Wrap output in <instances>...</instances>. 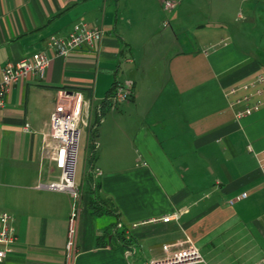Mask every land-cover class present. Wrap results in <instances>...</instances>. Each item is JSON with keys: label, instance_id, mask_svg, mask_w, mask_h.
Listing matches in <instances>:
<instances>
[{"label": "crops", "instance_id": "obj_1", "mask_svg": "<svg viewBox=\"0 0 264 264\" xmlns=\"http://www.w3.org/2000/svg\"><path fill=\"white\" fill-rule=\"evenodd\" d=\"M164 1L0 0V76L8 62L53 55L49 37L65 39L78 23L103 30L97 50L52 56L44 77L19 81L0 109V214L12 216L16 236L6 264H64L73 207V264H149L165 256L163 245L174 252L186 240L203 259L197 264H264L256 157L264 150V103L237 119L240 106L225 96L262 73L255 55L264 43V0H170L171 11ZM156 38L179 48L167 54L161 80L142 81L143 52ZM116 83L131 96L99 121L93 109ZM60 91L90 99L91 157V128L83 130L89 166L101 171L92 178L96 195L88 169L76 183L78 199L38 187L52 181L44 141ZM94 200L106 211L95 214Z\"/></svg>", "mask_w": 264, "mask_h": 264}, {"label": "built area", "instance_id": "obj_2", "mask_svg": "<svg viewBox=\"0 0 264 264\" xmlns=\"http://www.w3.org/2000/svg\"><path fill=\"white\" fill-rule=\"evenodd\" d=\"M175 4L170 0L163 2L165 11H171ZM103 36L100 27H91L86 24L78 23L67 38L61 39L51 36L47 46L53 55L45 52L34 53L23 58L18 62H8L1 69L0 76V109L5 106L7 94L11 88L19 81L28 76H36L42 79L48 68L52 56L66 57L72 51L86 48L90 51L97 50ZM131 96L130 89L124 84L116 83L113 91L107 98L109 111H114L117 106L127 101ZM226 97H234L230 106H240L236 112V118L240 119L258 111L263 102L264 96V75L258 73L251 80L232 86L225 92ZM102 119L100 107L93 109ZM90 99L84 97L81 92L57 93L54 108L50 114L49 131L44 142V149L48 150V160L58 171V177L47 184H40L38 187L52 191L67 192L74 199L79 198V192L75 184L77 154L81 138L82 128L95 129L96 124H90L92 115ZM82 128H81V127ZM24 131H28V125L24 126ZM97 148V143L93 142V150ZM259 167L264 177V150L256 154ZM87 173L93 178L101 176V171L93 165L88 167ZM245 193L230 200L232 204L236 200L244 199ZM79 213L73 207L68 217L67 239L65 243V262L73 264L78 233ZM171 220L170 217L163 219V222ZM16 242L13 231L12 216L8 213L0 214V264H6L8 254L12 252V247ZM186 245L178 251L171 252L170 245H163L162 249L165 256L154 259L149 264H197L203 262L201 255L195 245L186 240ZM30 264V263H23Z\"/></svg>", "mask_w": 264, "mask_h": 264}, {"label": "rangeland", "instance_id": "obj_3", "mask_svg": "<svg viewBox=\"0 0 264 264\" xmlns=\"http://www.w3.org/2000/svg\"><path fill=\"white\" fill-rule=\"evenodd\" d=\"M167 13V12H166ZM181 37L179 38V43L181 42ZM155 43H150L148 47L143 52V57H145L143 72L141 73V80L146 82H157L163 78V72H161L166 65V56L168 53L173 54L179 45L174 43L169 45L162 42V39L156 38ZM259 48L258 53L255 55L259 58L262 64V73L264 75V43L257 45ZM171 50V51H170ZM150 80V81H149ZM264 103V100L262 101ZM81 127V126H80ZM82 128V127H81ZM89 159L87 152V132L86 130H81V138L77 154V164H76V174H75V184L79 182L83 173L88 169ZM47 171V167H44V172ZM45 174V173H44ZM51 180H55L58 177V171L54 169L51 173Z\"/></svg>", "mask_w": 264, "mask_h": 264}, {"label": "trees", "instance_id": "obj_4", "mask_svg": "<svg viewBox=\"0 0 264 264\" xmlns=\"http://www.w3.org/2000/svg\"><path fill=\"white\" fill-rule=\"evenodd\" d=\"M114 86H115V85H113L112 89L108 92V94L105 95V97L103 98V100L101 101V103H100V105H99V107H100V111H101V115H102V116H103L107 111H109V105H108V102H107V98L109 97V95H110L111 92L113 91ZM95 124H97V123H95ZM89 133H90V138H89V149H90V155H89V157H91L92 154H93V152H94V150H93V142L95 141V139H94L95 129H92V128H91L90 131H89ZM89 159H90V158H89ZM85 178H86V181L89 183V187H90V189H91V193L94 194V195H96V194H95V184H94V182H93L92 177H91L88 173H86ZM91 205H92V210H93V212H94L95 214L103 213V212L106 211L105 209H107V208H105V207L103 208L104 205H102L101 202H98V203H97V201H95V200H94L93 203H91ZM114 237H115L116 240H119V242H124L123 240H125L124 237L122 236V234H121L120 232L115 233V234H114Z\"/></svg>", "mask_w": 264, "mask_h": 264}]
</instances>
